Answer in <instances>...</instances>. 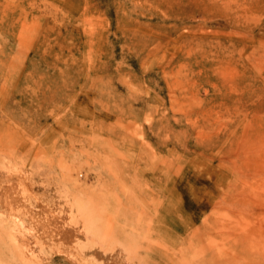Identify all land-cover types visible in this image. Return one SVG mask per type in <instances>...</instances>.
Instances as JSON below:
<instances>
[{
	"label": "rangeland",
	"instance_id": "374dc122",
	"mask_svg": "<svg viewBox=\"0 0 264 264\" xmlns=\"http://www.w3.org/2000/svg\"><path fill=\"white\" fill-rule=\"evenodd\" d=\"M0 264H264V0H0ZM30 248L33 249L30 252Z\"/></svg>",
	"mask_w": 264,
	"mask_h": 264
},
{
	"label": "bare ground",
	"instance_id": "6f19581e",
	"mask_svg": "<svg viewBox=\"0 0 264 264\" xmlns=\"http://www.w3.org/2000/svg\"><path fill=\"white\" fill-rule=\"evenodd\" d=\"M0 206L3 213L14 217L25 232L43 247L52 246L59 253H78L79 243L84 237L82 227L57 205L50 206L42 201L33 203L19 181L0 187ZM32 250L30 248V252ZM93 254L99 264H127L118 252L103 253L95 249Z\"/></svg>",
	"mask_w": 264,
	"mask_h": 264
}]
</instances>
